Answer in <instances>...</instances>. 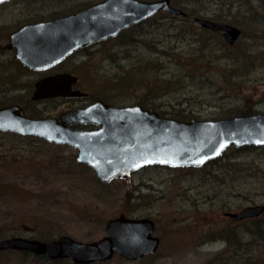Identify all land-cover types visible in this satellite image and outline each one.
<instances>
[{
    "label": "rangeland",
    "instance_id": "1",
    "mask_svg": "<svg viewBox=\"0 0 264 264\" xmlns=\"http://www.w3.org/2000/svg\"><path fill=\"white\" fill-rule=\"evenodd\" d=\"M260 1L250 0L252 7ZM173 2L175 7L192 6L186 0ZM5 7L0 6L3 24L26 15L22 5ZM203 7L200 16L226 12L213 1ZM257 12L264 16L260 6ZM193 21L159 12L116 38L92 45L76 56L78 67L70 59L65 68L79 75L78 88L117 106L146 96L168 117L183 109L198 119L246 108L264 113V23L260 29L246 26L232 45L224 46L221 34L203 32ZM123 75L127 84L114 87ZM10 78L6 87H28V79L19 78L16 85ZM21 87L7 89L6 101L25 102L17 94ZM82 101L65 99L63 107ZM44 105L49 112L59 109L51 102ZM75 155L76 149L66 144L0 131V239L19 235L49 240L62 234L92 241L104 234L107 219L123 213L153 219V234L160 239L156 251L132 261L114 254L90 264H264V228L258 234L253 226L264 225V213L241 223L223 215L264 204V147L231 146L201 168L151 166L110 182L97 179L90 167L75 162ZM48 261L0 251V264H73L69 259Z\"/></svg>",
    "mask_w": 264,
    "mask_h": 264
},
{
    "label": "water",
    "instance_id": "2",
    "mask_svg": "<svg viewBox=\"0 0 264 264\" xmlns=\"http://www.w3.org/2000/svg\"><path fill=\"white\" fill-rule=\"evenodd\" d=\"M4 1L7 0L0 3ZM159 10L172 15L185 14L169 0H105L63 19L26 25L11 34L10 46L16 47V58L23 65L44 69L79 48L117 36ZM194 21L209 30L220 31L229 45L241 34V29L231 23L201 16H195ZM76 80L77 76L71 73L42 78L35 84L31 100L87 95L72 89ZM0 130L69 145L76 149L75 162L89 166L100 181L109 182L126 178L146 166L198 167L220 156L230 145L264 146V113L179 120L137 103L116 106L96 99L56 117L43 118L23 116L16 105L4 106L0 108ZM263 211L264 204H256L224 214L240 220ZM153 228L150 218L121 213L107 219L104 234L92 241H79L68 235L49 240L13 235L0 239V251L29 252L51 261L70 259L74 264L106 261L117 252L132 261L157 249L159 238L152 234Z\"/></svg>",
    "mask_w": 264,
    "mask_h": 264
},
{
    "label": "flooded vegetation",
    "instance_id": "3",
    "mask_svg": "<svg viewBox=\"0 0 264 264\" xmlns=\"http://www.w3.org/2000/svg\"><path fill=\"white\" fill-rule=\"evenodd\" d=\"M103 1L105 0H99L96 2H92L91 0H7V1L0 3V6L2 7L6 6L4 9H7V10H11L12 8H15V6L17 5L24 6L22 7V9L26 10L24 11V13L26 14L25 16L18 18V19L16 18L12 22H9V24H3L5 22V19H0V108L4 106H9V105H16L19 107L20 113L23 116H26L29 118H42V117H51V116L56 117L58 116L60 112H64L65 110L84 106L86 103H89L92 100H94V98L90 99L91 94L89 92H87L88 94L82 98L65 97V95H57V96L48 97V98H41L38 100H31V96L35 90V84L42 78L50 77L53 75L64 74V73L76 74L74 71L68 70L65 68V62H67V60L72 59L74 61L73 64L75 65L74 67H78L81 64V61L75 60L76 56L79 53L86 51L89 47H91L94 44L88 47H82V48H79L73 51L67 57L62 58L61 60L57 61L56 63L52 64L51 66L47 68L31 69L23 65L16 58V47L10 46V43H11L10 36L11 34H13L14 32H17L18 30H20L22 27L26 25L63 19L66 16L81 12ZM169 1L170 3H172L171 0ZM65 2H66V5H65ZM82 2H87V3L82 4ZM159 12L165 13L163 12V10H159ZM21 13H23V11H21ZM2 15L3 14L1 13L0 16ZM6 31L7 33L5 34ZM110 39H113V38H110ZM106 40H109V39H106ZM106 40H103L100 42H104ZM5 55H6V59L4 60V63H1L2 62L1 60L2 58L5 57ZM12 67L14 68L13 72H11L10 75H7V70H11ZM8 76L11 77L9 81H13L14 79V81L17 83L16 85H18V82L23 77L29 80L28 87L22 88L21 86H19L21 87L22 92H17V94H19L18 95L19 97H24L25 102H20L16 100L6 101L5 97H6L7 89H9L11 92L16 91V90L19 91L18 86H17L18 88L8 87V86L6 87L5 79H7ZM76 76L78 77L77 78V83H78L79 75L76 74ZM72 88H78V87L76 86V84H74ZM12 89H15V90L12 91ZM65 99H80L81 101L88 99V101H82L79 103V105L65 109V107H63V104L65 103ZM48 102H51V105H53L52 107L56 105V107L59 108L58 111L54 109L51 110L50 112L46 111L47 108L45 107L44 104ZM32 111H34V113H39V112L40 113L34 114ZM72 127H78V126H72ZM240 209H236L233 212L239 211ZM225 212L227 211H224L223 215ZM263 213L264 211L260 213L259 216ZM224 216L229 218L227 215H224ZM257 217L243 218L238 221H233L230 218L229 219L231 220L232 223H241L245 220H251Z\"/></svg>",
    "mask_w": 264,
    "mask_h": 264
},
{
    "label": "trees",
    "instance_id": "4",
    "mask_svg": "<svg viewBox=\"0 0 264 264\" xmlns=\"http://www.w3.org/2000/svg\"><path fill=\"white\" fill-rule=\"evenodd\" d=\"M171 1H172V3H174L173 1H176V0H171ZM208 1H213L217 5H219L220 7H224L226 12L213 14L212 17L211 16H207V15L206 16H202V17H207V18H209L211 20H214V21H222V22L231 23V24L239 27L241 29V31H243L246 26H249V28L251 26H253L256 29H260L261 24L264 23V16L257 12V8L259 6L264 10V2H262L263 0L260 1V5H257V6H254V7H252L250 0H186V3L187 4L191 3L192 6L189 7V8L188 7H186V8H184V7L180 8L179 7L186 14V15H184L182 17H187L188 16V17H191L193 19L195 16H200V15H198L199 14L198 12H200L201 9H206V7H203V6ZM193 4L196 5V6H193ZM232 9L234 11H231ZM199 28L203 32H206V33H212L213 35H214V33H216V34L219 33L220 34V32H217V31L213 32V31H210L208 29L202 28L200 26H199ZM129 29H127V30H129ZM127 30H125V31H127ZM222 40H223V38H222ZM222 40L220 39V42L224 46H226V45L229 46V44H227L224 40L223 41ZM197 42H198V40H197ZM166 50H168V49H166ZM160 52L165 53V50H156L155 51V53H158V54H160ZM186 52L188 54L187 58L188 59H190V58L193 59V57L189 56L190 52L189 51H186ZM191 53H192L193 56H195L193 52H191ZM205 55H207V53ZM195 58H196V56H195ZM173 59L177 61V58H173ZM199 63L202 64V66L207 64V62H206V60L204 58H202ZM125 75H123L122 77H117L116 78V84H115L114 87H118V83H120L122 86L127 84V83L122 82L124 78H127V77H125ZM131 78H133V77L130 76L129 80ZM168 81H171V79L168 78L167 82ZM143 82H144V80L142 79V84H143ZM150 89H152V88L150 87ZM90 94H91V96L93 98H96V96H94L92 93H90ZM136 103H139V104H141V105H143L145 107H148L150 109H155V107L152 106L153 105V101L150 100L149 98L147 99L146 96H145V99H140V98L137 99ZM250 111H251L250 108H246V109H242L240 111L230 112V113L226 114V116H232V115H235V114L250 113ZM160 113H162V112H160ZM172 115H174V118H176V119H183L184 120V119H188V118L191 117V111L190 110L186 111L185 109H183V111H181V112H179V111L172 112ZM211 162H213V161H211ZM253 226H254V232L255 233L260 234L261 232H263L262 228H264V225L255 223ZM261 237L262 238L264 237L263 233H262ZM223 239L225 241L228 240L226 238H223ZM19 253H21L23 256L32 255L35 259H43L44 261H48V259H46L45 257L33 255V254L29 253V252H19ZM48 262H55L56 263V262H64V261L58 260V261H48Z\"/></svg>",
    "mask_w": 264,
    "mask_h": 264
}]
</instances>
